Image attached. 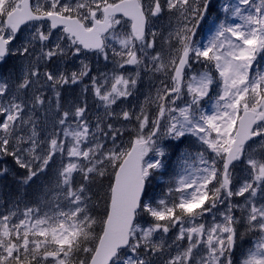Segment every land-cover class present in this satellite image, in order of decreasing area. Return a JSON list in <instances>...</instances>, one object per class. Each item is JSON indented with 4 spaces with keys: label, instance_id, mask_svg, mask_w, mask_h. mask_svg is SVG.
Here are the masks:
<instances>
[{
    "label": "snow or ice",
    "instance_id": "obj_1",
    "mask_svg": "<svg viewBox=\"0 0 264 264\" xmlns=\"http://www.w3.org/2000/svg\"><path fill=\"white\" fill-rule=\"evenodd\" d=\"M6 158L0 264H264V0H0Z\"/></svg>",
    "mask_w": 264,
    "mask_h": 264
},
{
    "label": "trees",
    "instance_id": "obj_2",
    "mask_svg": "<svg viewBox=\"0 0 264 264\" xmlns=\"http://www.w3.org/2000/svg\"><path fill=\"white\" fill-rule=\"evenodd\" d=\"M4 164H6L8 166V168L10 170H12L13 172H15V171L22 172L23 171V170L16 169L14 162L10 158H6L5 161L0 160V165H4ZM3 185H8L9 188L14 187L13 177L11 175H9V177L7 179H0V186H3Z\"/></svg>",
    "mask_w": 264,
    "mask_h": 264
},
{
    "label": "rangeland",
    "instance_id": "obj_3",
    "mask_svg": "<svg viewBox=\"0 0 264 264\" xmlns=\"http://www.w3.org/2000/svg\"><path fill=\"white\" fill-rule=\"evenodd\" d=\"M167 22V20H166V18L165 19H163V20H161V21H158L157 22V26L159 27V26H162L163 24H165ZM206 27V26H205ZM167 177H165V179H166ZM157 183H159V181H157Z\"/></svg>",
    "mask_w": 264,
    "mask_h": 264
}]
</instances>
